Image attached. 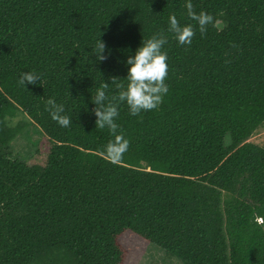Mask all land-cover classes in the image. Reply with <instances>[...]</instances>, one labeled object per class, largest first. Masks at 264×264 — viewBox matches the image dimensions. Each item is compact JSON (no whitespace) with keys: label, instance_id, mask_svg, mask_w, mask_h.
Here are the masks:
<instances>
[{"label":"trees","instance_id":"16d2710c","mask_svg":"<svg viewBox=\"0 0 264 264\" xmlns=\"http://www.w3.org/2000/svg\"><path fill=\"white\" fill-rule=\"evenodd\" d=\"M185 3L0 0V264H137L148 245L180 264H264V145L248 141L264 124V0H191L212 17L203 33ZM170 14L193 24L190 44ZM155 33L168 92L137 115L118 103L129 144L111 160L91 97L103 81L116 102L125 59ZM28 71L39 79L23 86ZM18 114L42 133L25 160L11 151Z\"/></svg>","mask_w":264,"mask_h":264},{"label":"clouds","instance_id":"9594fccd","mask_svg":"<svg viewBox=\"0 0 264 264\" xmlns=\"http://www.w3.org/2000/svg\"><path fill=\"white\" fill-rule=\"evenodd\" d=\"M185 9L187 15L195 22L200 32L205 31V25L212 21L210 14L204 10L198 13L193 11L191 0H186ZM168 31L174 35L178 44L187 45L191 43L194 35L193 24H179L175 14L168 16ZM166 43V38L162 33H155L148 39L140 42L133 54L125 59L126 85L117 83L116 88L120 91L116 94L113 102L106 95L108 83L101 81L95 89L92 100V114L95 117V127L107 128L112 133V138L104 145L103 153L111 160H118L127 151L129 141L125 136L118 132V103L123 102L127 105L130 115H137L142 111H148L158 108L163 97L168 92V85L165 83L168 65L166 63L167 55L162 50ZM105 44L99 37L93 46V56L97 61L106 58ZM39 79L34 71L22 72L18 77V83H33ZM111 80H121L115 77ZM46 110L51 119L60 126L67 127L70 124L69 117L64 113L63 104L56 103L49 98L46 101Z\"/></svg>","mask_w":264,"mask_h":264},{"label":"rangeland","instance_id":"374dc122","mask_svg":"<svg viewBox=\"0 0 264 264\" xmlns=\"http://www.w3.org/2000/svg\"><path fill=\"white\" fill-rule=\"evenodd\" d=\"M218 27L221 23L217 22ZM8 125H21L22 129L11 142V151L19 160H25L33 154L37 141L42 136L39 128L35 126L25 115L18 114L15 118L8 120ZM248 141L257 145H264V124L257 128ZM264 230V222L262 223ZM137 264H180L179 260L167 256L163 250L155 245H148Z\"/></svg>","mask_w":264,"mask_h":264},{"label":"built area","instance_id":"2783aa9c","mask_svg":"<svg viewBox=\"0 0 264 264\" xmlns=\"http://www.w3.org/2000/svg\"><path fill=\"white\" fill-rule=\"evenodd\" d=\"M256 220H257L258 222H261V219H260V218H257Z\"/></svg>","mask_w":264,"mask_h":264}]
</instances>
